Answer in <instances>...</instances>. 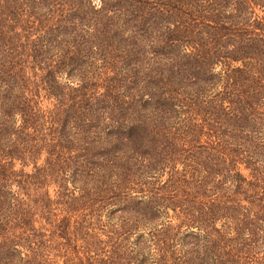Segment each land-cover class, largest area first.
<instances>
[{"label":"trees","instance_id":"1","mask_svg":"<svg viewBox=\"0 0 264 264\" xmlns=\"http://www.w3.org/2000/svg\"><path fill=\"white\" fill-rule=\"evenodd\" d=\"M0 264H264V0H0Z\"/></svg>","mask_w":264,"mask_h":264}]
</instances>
